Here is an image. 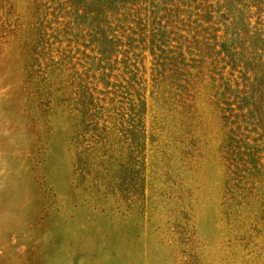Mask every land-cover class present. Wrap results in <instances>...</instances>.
I'll return each mask as SVG.
<instances>
[{
	"label": "rangeland",
	"instance_id": "1",
	"mask_svg": "<svg viewBox=\"0 0 264 264\" xmlns=\"http://www.w3.org/2000/svg\"><path fill=\"white\" fill-rule=\"evenodd\" d=\"M100 1L0 0V264H264V0Z\"/></svg>",
	"mask_w": 264,
	"mask_h": 264
},
{
	"label": "trees",
	"instance_id": "2",
	"mask_svg": "<svg viewBox=\"0 0 264 264\" xmlns=\"http://www.w3.org/2000/svg\"><path fill=\"white\" fill-rule=\"evenodd\" d=\"M100 2L101 3L108 2L110 4V6L116 7L117 9H119V12L122 10V8L125 9L127 7L129 9H131V11L136 10V8H139V9H141L143 7L148 8L147 15H146L147 21H152V25L156 24L157 26L160 27V29L163 28V27H161V25L163 24L162 18L165 17V15H164L165 12H172V10L175 7H179V5H177L178 1H176V0H174L172 2H167V0H101ZM104 3H103V5H104ZM185 7H187L186 12L189 13L188 8H190L191 5L188 6L187 4H185ZM143 19H145V18H140V17L137 18V20H143ZM137 20L134 22L136 23ZM150 25H151V23H150ZM109 40H112V38H110V36L108 35L105 37V41L107 43H110ZM101 49H103V48L101 47ZM100 55L101 56L104 55V50L100 53Z\"/></svg>",
	"mask_w": 264,
	"mask_h": 264
}]
</instances>
